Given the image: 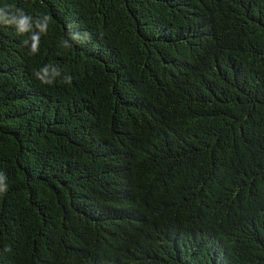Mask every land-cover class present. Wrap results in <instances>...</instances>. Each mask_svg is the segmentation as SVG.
I'll return each mask as SVG.
<instances>
[{"label": "trees", "instance_id": "16d2710c", "mask_svg": "<svg viewBox=\"0 0 264 264\" xmlns=\"http://www.w3.org/2000/svg\"><path fill=\"white\" fill-rule=\"evenodd\" d=\"M0 177V264H264V0H0Z\"/></svg>", "mask_w": 264, "mask_h": 264}, {"label": "clouds", "instance_id": "9594fccd", "mask_svg": "<svg viewBox=\"0 0 264 264\" xmlns=\"http://www.w3.org/2000/svg\"><path fill=\"white\" fill-rule=\"evenodd\" d=\"M7 23H15V24H17L18 27L21 28V30H23L24 26L27 23V18L24 17L23 13L21 12L19 14V18H17L16 16H12L11 20H8ZM37 75L42 80V82L51 83V80L48 79V77H47L46 70L44 71L43 76H40L39 73ZM5 191H6V186L3 184V178L0 177V193H3Z\"/></svg>", "mask_w": 264, "mask_h": 264}]
</instances>
